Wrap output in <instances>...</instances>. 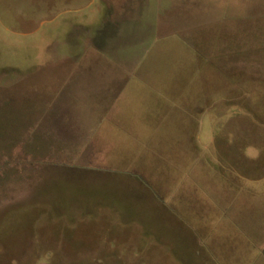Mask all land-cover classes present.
<instances>
[{"label":"rangeland","instance_id":"rangeland-1","mask_svg":"<svg viewBox=\"0 0 264 264\" xmlns=\"http://www.w3.org/2000/svg\"><path fill=\"white\" fill-rule=\"evenodd\" d=\"M0 264H264V0H0Z\"/></svg>","mask_w":264,"mask_h":264}]
</instances>
